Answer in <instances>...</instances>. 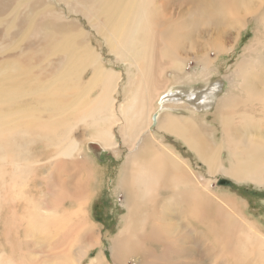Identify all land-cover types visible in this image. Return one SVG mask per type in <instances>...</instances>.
Returning a JSON list of instances; mask_svg holds the SVG:
<instances>
[{"label":"bare ground","instance_id":"1","mask_svg":"<svg viewBox=\"0 0 264 264\" xmlns=\"http://www.w3.org/2000/svg\"><path fill=\"white\" fill-rule=\"evenodd\" d=\"M17 1L55 86L38 115L0 90V264H264V206L239 193L264 191V0H54L69 19ZM103 187L118 199L111 233L92 213Z\"/></svg>","mask_w":264,"mask_h":264},{"label":"rangeland","instance_id":"2","mask_svg":"<svg viewBox=\"0 0 264 264\" xmlns=\"http://www.w3.org/2000/svg\"><path fill=\"white\" fill-rule=\"evenodd\" d=\"M48 1L50 5H54V7L56 6L58 10L65 11V15L68 17V19L72 17L73 14L68 13L65 8L59 7V5L54 0ZM19 17H31L27 13L25 5L20 4L17 0H15V2H13L12 0H6L4 6L0 9V90L4 92L7 91L11 93L12 96L17 98L16 102L12 106H10L11 110L19 106L22 112L33 110L37 112L38 115L39 109L41 107V102L38 98L40 97V89L47 88V91H51L55 86L54 56L51 52L42 53L40 51L41 48L39 47V43H41V40H39L38 38H36V40L32 38V40L28 41L30 33L28 32V27L26 25L27 23L24 26H19ZM13 20H16L15 25H12ZM36 21L38 22V18ZM252 37L253 31L250 27L247 30L246 35H244L242 40L240 41V48L237 50V52L240 51V49L245 44H247V42H249ZM99 43V41H96V47H98ZM98 49L99 52L102 51L101 53L103 54V57L107 55V51L105 50L104 46L102 47V49ZM236 55H238V53ZM236 55L232 57L225 56V58L221 57L220 62H226L225 64H223L224 66L222 65V68L227 66V64L232 63L233 58ZM106 61L107 60H105V62ZM24 74L27 75L26 78L24 77ZM222 75H224V73H222ZM222 75H216L211 79L214 81L221 80ZM201 84L202 83L200 82L194 84L193 86L199 87L201 86ZM224 88L227 89L226 84L224 85ZM33 89L35 90L34 92L37 95L35 97H31V91ZM95 92L96 88L93 90L90 96H93ZM121 99L122 96L119 95V100ZM4 109L8 111L9 108L4 107ZM73 130L75 132V128ZM114 134L116 136L115 138L119 141V138L117 137L116 127L114 128ZM68 137L73 143L80 144V146L78 147H82V143H84L85 150L93 156L96 164L102 166L104 165L109 170L114 169V162L110 157V153L107 150H102V147H100L99 144L90 142L87 139H83L80 141V138H78V136L76 137L73 133H69ZM168 139L170 138L166 137V141H169L171 143V141ZM39 151L40 150H38V153ZM187 156L188 155L185 154L186 158ZM190 161L191 164L195 163L192 158L190 159ZM49 171V169L44 170L42 168H38L32 172L28 180L27 188L29 190L28 194L31 197L36 198L39 194V191L45 188L46 182L42 177L47 175ZM112 176H114V171L111 172V178ZM221 181L223 183L220 185H223V187L226 186L233 189L238 188V185L228 178L225 179V177H223ZM36 182H38L39 184L38 190L37 187L33 188V184L36 185ZM101 190L102 191L97 197V200L93 206L92 213L95 219L94 223L97 225L101 224L105 227L107 226L106 229L102 227L103 233H111L105 231L112 230L116 227L117 220L114 211L116 212L119 208L117 206L118 199L114 198V194H112L110 188H104ZM256 192V194L251 193V189H246V186L239 189V193H242L247 198L249 196L250 199L253 200V203L250 204L251 211L253 212L256 211V209H259V207L264 206V191L258 190ZM167 194L168 193H163V196ZM262 212H264V208ZM109 223L111 226H108ZM113 233L114 232H112V234ZM104 243L107 244V241H105ZM149 246H151L152 249H154L157 253L161 252L160 246L154 245L153 243ZM94 252L95 251L92 252V255L95 254ZM107 255V259L109 260V254Z\"/></svg>","mask_w":264,"mask_h":264}]
</instances>
